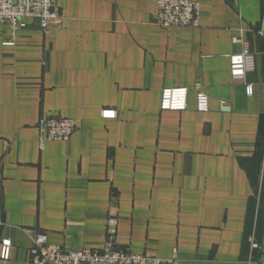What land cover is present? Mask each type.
<instances>
[{
    "label": "crops",
    "instance_id": "0c3cea01",
    "mask_svg": "<svg viewBox=\"0 0 264 264\" xmlns=\"http://www.w3.org/2000/svg\"><path fill=\"white\" fill-rule=\"evenodd\" d=\"M198 1L197 27L159 25L158 0H54L48 34L0 21V264H28L37 230L101 250L110 213L136 254L264 264V0ZM165 89L185 106L163 109ZM52 115L76 122L69 140L41 141Z\"/></svg>",
    "mask_w": 264,
    "mask_h": 264
},
{
    "label": "built area",
    "instance_id": "2783aa9c",
    "mask_svg": "<svg viewBox=\"0 0 264 264\" xmlns=\"http://www.w3.org/2000/svg\"><path fill=\"white\" fill-rule=\"evenodd\" d=\"M54 0H0V21L9 23L16 30L26 18H34L45 34L62 25L63 18L53 6ZM200 3L198 0H158L156 22L164 27H197ZM235 42L239 39L234 38ZM231 72L240 79L254 70V55L247 49L231 55ZM246 93H254V85H246ZM186 89H165L163 109H179L185 106ZM197 105L201 111L208 110V96L199 91ZM222 110L231 111V106L222 101ZM41 141H67L77 129L73 119L52 115L43 118L37 126ZM119 217L110 213L107 220V240L103 249L68 250L49 242L48 233L34 231L29 250L28 264H171L173 259H163L152 253L136 254L117 245Z\"/></svg>",
    "mask_w": 264,
    "mask_h": 264
}]
</instances>
